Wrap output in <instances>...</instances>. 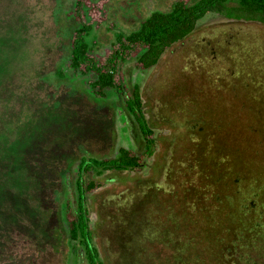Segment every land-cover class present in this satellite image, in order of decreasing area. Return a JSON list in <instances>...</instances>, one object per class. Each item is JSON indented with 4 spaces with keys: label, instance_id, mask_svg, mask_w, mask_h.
<instances>
[{
    "label": "rangeland",
    "instance_id": "rangeland-1",
    "mask_svg": "<svg viewBox=\"0 0 264 264\" xmlns=\"http://www.w3.org/2000/svg\"><path fill=\"white\" fill-rule=\"evenodd\" d=\"M106 1L94 5L106 19L87 37L98 55L174 0ZM70 7L0 0V264H86L63 240L77 161L142 149L121 91L95 99L90 74L65 70ZM137 66L126 59L118 79L125 92L137 85L154 150L140 169L87 174L100 180L87 194L99 260L253 263L246 254L259 247L248 238L260 231L249 225L264 207V23L207 11L155 63ZM253 193L254 210L243 206Z\"/></svg>",
    "mask_w": 264,
    "mask_h": 264
},
{
    "label": "trees",
    "instance_id": "trees-1",
    "mask_svg": "<svg viewBox=\"0 0 264 264\" xmlns=\"http://www.w3.org/2000/svg\"><path fill=\"white\" fill-rule=\"evenodd\" d=\"M106 0H72L65 15L70 18L73 26L69 33V51L65 61V70L76 75H91L86 80L90 94L95 99L104 97L105 88H116L121 91L123 106L130 113L142 139L140 152L120 148L117 155L112 157L96 158L80 156L75 171L73 184L74 203L66 192L61 207V214L65 225L64 243L70 252L81 248L86 264H102L98 252L92 242L91 229L88 220L87 194L100 180L87 178L90 172L96 175L103 171H122L140 169L141 165L154 150V138L152 129L147 124L143 115L137 85L133 84L130 91H124V85L118 78L121 76V64L129 58H133L137 67L146 68L155 63L160 52L172 42L183 38L194 25L196 18L207 11L222 14L227 18L250 19L264 23V0H195L188 3L187 0H174L169 10H151L139 22L137 27L125 34L115 33V39L110 44V49L102 55L93 54L87 42V37L94 27L104 22V13L97 15V7H102ZM107 2V1H106ZM97 10V12H96ZM63 68L56 70L59 76ZM39 177V174H38ZM37 177V179H38ZM39 181V180H38ZM246 200L245 205L252 210L256 207L253 199L257 193L252 194ZM41 199V198H40ZM42 202H45L43 199ZM258 220L257 217L249 225L251 230H259L260 235H252L248 241L257 245L258 250L246 254L251 264H264V214L263 205ZM247 241V242H248ZM238 258L242 259V253ZM244 256V255H243Z\"/></svg>",
    "mask_w": 264,
    "mask_h": 264
}]
</instances>
